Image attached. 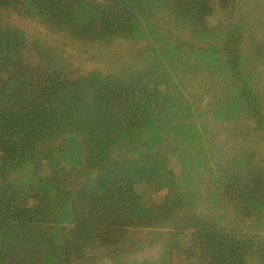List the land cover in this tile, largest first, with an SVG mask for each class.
Returning a JSON list of instances; mask_svg holds the SVG:
<instances>
[{"label": "trees", "instance_id": "16d2710c", "mask_svg": "<svg viewBox=\"0 0 264 264\" xmlns=\"http://www.w3.org/2000/svg\"><path fill=\"white\" fill-rule=\"evenodd\" d=\"M132 250L264 264V0H0V264Z\"/></svg>", "mask_w": 264, "mask_h": 264}, {"label": "rangeland", "instance_id": "374dc122", "mask_svg": "<svg viewBox=\"0 0 264 264\" xmlns=\"http://www.w3.org/2000/svg\"><path fill=\"white\" fill-rule=\"evenodd\" d=\"M33 25L29 22H24V26L26 28H30ZM37 31H46L44 27H41L39 24H34L33 27ZM47 33V32H46ZM50 41L52 43H56L61 39L60 34H50ZM90 51L97 54L98 60L101 62V67L107 68L115 74H123L126 71V64L127 58L124 60V56L126 54V47L123 46V41L115 39L108 43L107 47L101 48L100 50L94 49L92 47L89 48ZM72 53L77 54L79 50H71ZM85 57H83L84 59ZM51 76H47V80L50 81ZM143 190L140 188V191ZM177 196L176 189H167L163 190L160 193H154L153 200L154 201H165L169 200L172 201ZM120 264H139L138 256L135 251H130L124 254L120 258ZM101 264H111L110 261H104Z\"/></svg>", "mask_w": 264, "mask_h": 264}]
</instances>
